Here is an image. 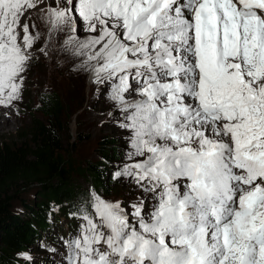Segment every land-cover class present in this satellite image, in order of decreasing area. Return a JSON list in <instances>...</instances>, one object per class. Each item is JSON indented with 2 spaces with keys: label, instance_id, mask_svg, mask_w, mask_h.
Masks as SVG:
<instances>
[{
  "label": "snow or ice",
  "instance_id": "obj_1",
  "mask_svg": "<svg viewBox=\"0 0 264 264\" xmlns=\"http://www.w3.org/2000/svg\"><path fill=\"white\" fill-rule=\"evenodd\" d=\"M56 36L127 134L113 178L147 195L87 188L61 264H264V0H0V107Z\"/></svg>",
  "mask_w": 264,
  "mask_h": 264
},
{
  "label": "trees",
  "instance_id": "obj_2",
  "mask_svg": "<svg viewBox=\"0 0 264 264\" xmlns=\"http://www.w3.org/2000/svg\"><path fill=\"white\" fill-rule=\"evenodd\" d=\"M37 98L28 122L12 136L0 138V264H25L17 254L35 240L48 239L45 235L60 221L56 215L74 213L85 193L74 185L61 153L65 106L52 92ZM118 145L112 136H99L94 147L97 159L83 165V179L105 194L112 180L105 164L118 155ZM29 187L35 196L27 198L24 192Z\"/></svg>",
  "mask_w": 264,
  "mask_h": 264
},
{
  "label": "rangeland",
  "instance_id": "obj_3",
  "mask_svg": "<svg viewBox=\"0 0 264 264\" xmlns=\"http://www.w3.org/2000/svg\"><path fill=\"white\" fill-rule=\"evenodd\" d=\"M31 21L36 24L34 31L47 38V28L42 20L33 13ZM82 29V25H81ZM83 30L79 37L84 38ZM62 37L56 36L48 41L49 56H44L39 51L35 52V58L26 76L25 88L22 100L16 102L11 108L0 107V138L12 136L17 128L25 125L37 103L39 94H56L65 106L62 115L61 153L67 164L74 185L81 186L85 191L91 188L108 201H119L121 205L137 203L147 195L130 184L127 179L117 181L113 178V170L120 169L125 163L129 151L127 134L117 126V114L111 107V102L103 86L92 83L91 75L76 67L77 62L68 58L59 51ZM40 43L37 48L43 47ZM111 113V115L109 114ZM3 121V122H2ZM3 124V125H2ZM112 136L118 142V155L106 163L110 172L111 182L107 185L108 192L98 191L92 188L87 180H84V163L86 160H96L95 143L101 136ZM33 188L29 187L24 192V197L35 196ZM150 203V202H149ZM60 221L45 235L47 240L38 238L31 242L28 248L17 254L20 262H25L24 257H30L35 264H61L64 256L62 235L64 239L68 235L73 237L79 232V225L72 223L75 228H69L67 217L58 216ZM68 231V234H67ZM66 241V239H65Z\"/></svg>",
  "mask_w": 264,
  "mask_h": 264
},
{
  "label": "bare ground",
  "instance_id": "obj_4",
  "mask_svg": "<svg viewBox=\"0 0 264 264\" xmlns=\"http://www.w3.org/2000/svg\"><path fill=\"white\" fill-rule=\"evenodd\" d=\"M83 34H84V37L88 35V33H86V32H83ZM81 39H83V37H82ZM91 84H93V81H92ZM114 114H116V110L114 111ZM2 122H3V121H2ZM2 125H3V124H2ZM0 129H2V128L0 127Z\"/></svg>",
  "mask_w": 264,
  "mask_h": 264
}]
</instances>
